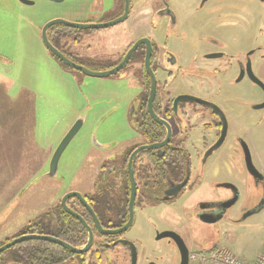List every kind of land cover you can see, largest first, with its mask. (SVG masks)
<instances>
[{
	"label": "flooded vegetation",
	"instance_id": "1",
	"mask_svg": "<svg viewBox=\"0 0 264 264\" xmlns=\"http://www.w3.org/2000/svg\"><path fill=\"white\" fill-rule=\"evenodd\" d=\"M29 1L54 12L46 24L62 20L75 26H54L47 37L81 70L68 67L41 40L51 59L77 80L111 78V96L93 89V101L85 99L90 106L76 119L82 118L85 127L91 117L95 135L88 146L93 151L79 152L64 167L62 186H71L73 176L78 185L63 199L74 192L80 197L69 198L65 209L60 205L53 234L75 248L89 240L93 245L83 254L64 249L55 264H132L134 250L137 264H180L177 246L161 238L164 234L181 238L190 250L189 264H199L191 255L209 254L219 242L200 253L192 250L195 243L207 246L206 239L213 238L240 199L234 181L242 166L226 148L247 160L238 150L245 141L240 134L244 111L256 110L264 98L246 108L242 84L249 82L264 95L252 81L264 86L258 73L264 67V41L258 43L255 32L242 39L241 28L237 37L210 33L217 20L233 27L245 22L232 0H220L212 11L210 0ZM191 20L201 25L187 27ZM75 166H81L80 174ZM89 166L91 176L84 171ZM261 205L250 209L248 217L263 211ZM36 224L39 231L47 228Z\"/></svg>",
	"mask_w": 264,
	"mask_h": 264
},
{
	"label": "rangeland",
	"instance_id": "2",
	"mask_svg": "<svg viewBox=\"0 0 264 264\" xmlns=\"http://www.w3.org/2000/svg\"><path fill=\"white\" fill-rule=\"evenodd\" d=\"M219 1L210 0L208 9L212 11ZM229 2L244 12L245 22L233 27L221 26L223 21L217 20L215 26H210V33L225 32L237 37L241 28L242 39H250L255 32L258 43L264 41V3L258 0ZM52 12L46 6H25L16 0H0V243L12 241L31 223L40 222L47 227L40 233L54 234L59 228L62 199L69 188L75 189L78 185L73 176L71 186H62L64 167L74 162L79 152L93 151L88 146L92 133L93 137L95 135L90 125L91 117L63 154L55 179L45 177L50 161L80 117L79 112L90 106L85 99L93 101V89L101 88L96 91L106 93V98L112 93L111 78L77 80L72 71L50 58L41 42V30ZM190 23L189 28L201 25L198 20ZM262 54L264 56V51ZM258 73L264 79V67H260ZM242 93L246 108L264 98L262 91L249 82L242 84ZM244 115L245 124L240 134L245 141L238 150L244 155L247 147L255 168L264 177V110H245ZM257 126L263 129L258 131ZM104 129L105 125L100 133ZM103 135L106 138L107 130ZM97 141L102 144L98 136ZM235 150L230 146L226 148L242 166V173L234 181L240 189V199L229 212L228 219L216 227L210 241L219 242L236 256L250 260L264 251V210L248 217L250 209L261 205L264 186L249 173L245 158L236 155ZM90 168L84 170L89 176ZM74 169L75 173H81V166ZM194 246V252L207 250L200 242ZM5 257L8 258L9 253Z\"/></svg>",
	"mask_w": 264,
	"mask_h": 264
},
{
	"label": "water",
	"instance_id": "3",
	"mask_svg": "<svg viewBox=\"0 0 264 264\" xmlns=\"http://www.w3.org/2000/svg\"><path fill=\"white\" fill-rule=\"evenodd\" d=\"M21 4L23 5H27V6H32L34 5V2L29 1V0H19ZM55 2H59L57 0H53ZM57 25H66L68 27H75L72 24H70L69 22H65L62 20H54L51 21L49 23H47L45 26H43L42 30H41V40L43 42V44L47 47L48 50H50L57 58H59L61 61H63L68 67L74 69V70H81V68L69 61H67L58 51H56L50 44L48 37H47V33L48 30L54 26ZM148 71L150 72V66L148 65L147 67ZM110 72L108 73H104L101 75L95 74L96 77H106L109 76ZM89 76H94L91 73H88ZM251 76H254L253 74H251ZM252 79V77H251ZM254 82H256L257 84H259L262 89L264 90V86L255 78H253ZM264 109V103L260 106H258L256 108V110H263ZM84 121L82 120V118H80L79 120H77L75 122V124L73 125V127L69 130V132L66 134V136L64 137V139L61 141V143L59 144L58 148L56 149L51 161H50V166H49V172L48 174L45 176L47 178H51V179H55L58 177V171H59V163L60 160L63 156V154L65 153V151L67 150V148L69 147L70 143L73 141V139L77 136V134L81 131L82 127H83ZM223 138V135L221 137V139ZM96 139H94L95 141ZM95 143H97V141H95ZM245 153L247 155V160H246V167L247 170L249 171V173L254 176L258 181H264V177L263 175L255 168L254 164L251 161L250 158V153L249 150L245 149ZM249 154V156H248ZM74 196H79V194L77 193H70L69 195H67L61 202V206L65 209L66 208V201ZM232 204H230L229 206H231ZM261 209L264 208V204L260 206ZM260 209V210H261ZM70 213H72L70 211ZM73 214V213H72ZM75 215V214H74ZM90 236L92 235V231L90 229H88ZM161 238H171L173 239L175 245L177 246L179 252H180V257H181V263L180 264H189V247L187 246V244L178 236H174L173 234H164L161 236ZM28 241H42V242H47V243H51L54 245H57L65 250H67L69 253L72 254H83L88 252L92 245L93 242H91L90 240L88 241V243L82 248H75L73 246H71L70 244H68L67 242H64L56 237L53 236H47V235H40V234H32V235H25V236H21L18 238L13 239L12 241L4 244L3 246L0 247V256L2 254H4L5 252L9 251L10 249L21 245L25 242ZM134 247V246H133ZM132 264H137V253L134 250L133 255H132Z\"/></svg>",
	"mask_w": 264,
	"mask_h": 264
},
{
	"label": "trees",
	"instance_id": "4",
	"mask_svg": "<svg viewBox=\"0 0 264 264\" xmlns=\"http://www.w3.org/2000/svg\"><path fill=\"white\" fill-rule=\"evenodd\" d=\"M32 234L53 236L61 239V237L57 235L40 233L38 225L33 223L25 227L13 239ZM10 241L11 240H7L4 243H0V247ZM80 243H83V241L80 240L76 245H80ZM7 253H9L8 258L5 257V254ZM64 255L65 250L57 245L42 241H28L4 253L0 257V261H2L3 264H55L60 261Z\"/></svg>",
	"mask_w": 264,
	"mask_h": 264
},
{
	"label": "built area",
	"instance_id": "5",
	"mask_svg": "<svg viewBox=\"0 0 264 264\" xmlns=\"http://www.w3.org/2000/svg\"><path fill=\"white\" fill-rule=\"evenodd\" d=\"M191 261H197L199 264H264V251L252 262L246 261L241 257L219 248L206 255H191Z\"/></svg>",
	"mask_w": 264,
	"mask_h": 264
},
{
	"label": "crops",
	"instance_id": "6",
	"mask_svg": "<svg viewBox=\"0 0 264 264\" xmlns=\"http://www.w3.org/2000/svg\"><path fill=\"white\" fill-rule=\"evenodd\" d=\"M33 110V109H32ZM26 116H27V114H26ZM28 118H29V115H28ZM263 128H261L260 129V126L258 127V131H260V130H262ZM33 132L35 131V128L34 127H32V129H31ZM257 141H258V139H257ZM262 141V140H261ZM257 144V143H256ZM256 147H258L257 145H256ZM256 155H259L258 154V151L256 152ZM210 239H212V238H210ZM210 239L208 238V240L206 239V241H207V246H205L204 248H206L207 250L206 251H203V252H208V250L209 251H211L210 250V246H211V243H213V241H210ZM209 244V245H208ZM216 248V247H215ZM218 248H224L225 250H228V251H230V252H232L229 248H227V247H225V246H223V245H221L220 243L218 244ZM215 250V249H214ZM195 253H200V252H195ZM233 253V252H232ZM260 253H261V251L255 256V257H253V258H250V260H248V259H245L246 261H249V262H252V261H254L255 259H257V257L260 255ZM234 254V253H233Z\"/></svg>",
	"mask_w": 264,
	"mask_h": 264
}]
</instances>
